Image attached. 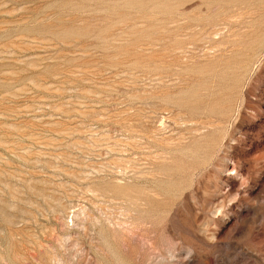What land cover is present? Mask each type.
Instances as JSON below:
<instances>
[{
	"label": "rangeland",
	"instance_id": "rangeland-1",
	"mask_svg": "<svg viewBox=\"0 0 264 264\" xmlns=\"http://www.w3.org/2000/svg\"><path fill=\"white\" fill-rule=\"evenodd\" d=\"M0 264H264V0H0Z\"/></svg>",
	"mask_w": 264,
	"mask_h": 264
}]
</instances>
